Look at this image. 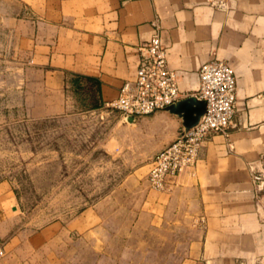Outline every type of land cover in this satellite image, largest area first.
I'll list each match as a JSON object with an SVG mask.
<instances>
[{
  "label": "crops",
  "instance_id": "0c3cea01",
  "mask_svg": "<svg viewBox=\"0 0 264 264\" xmlns=\"http://www.w3.org/2000/svg\"><path fill=\"white\" fill-rule=\"evenodd\" d=\"M157 28L183 98L204 62L234 67L229 132H213L195 168L155 190L137 159L167 146L183 120L167 109L141 116L119 128L134 156L107 178L115 185L40 225L0 179V264H264V183L254 179L264 175V0H0V130L21 108L33 119L107 117ZM75 74L100 107L77 97Z\"/></svg>",
  "mask_w": 264,
  "mask_h": 264
},
{
  "label": "rangeland",
  "instance_id": "374dc122",
  "mask_svg": "<svg viewBox=\"0 0 264 264\" xmlns=\"http://www.w3.org/2000/svg\"><path fill=\"white\" fill-rule=\"evenodd\" d=\"M4 75L12 76L8 71ZM76 95L80 99L81 94ZM129 123L121 120L116 109L99 119H33L21 108L7 116L0 130V179L11 182L21 208L36 224L61 219L92 202L95 192L109 190L115 184L107 178L133 160V147L125 143L119 129L133 126ZM115 126L114 137L119 139L113 151L107 140ZM154 153L144 152V159L137 160L148 163ZM79 192L85 199L77 198Z\"/></svg>",
  "mask_w": 264,
  "mask_h": 264
},
{
  "label": "built area",
  "instance_id": "2783aa9c",
  "mask_svg": "<svg viewBox=\"0 0 264 264\" xmlns=\"http://www.w3.org/2000/svg\"><path fill=\"white\" fill-rule=\"evenodd\" d=\"M140 58L135 78L126 81L119 95L108 103L118 110L125 120L135 119L166 110L183 99L175 71L169 66L167 48L158 31L138 46ZM206 103L205 113L189 129L183 126L167 146L154 154L149 161L148 180L155 190H170L179 177L195 168L205 140L213 132L227 134L233 124L237 102V77L234 67L223 59H211L199 70V85L194 94ZM263 173L254 175L258 183H264ZM204 224L203 217L200 218ZM4 254L0 246V255Z\"/></svg>",
  "mask_w": 264,
  "mask_h": 264
},
{
  "label": "water",
  "instance_id": "95a60500",
  "mask_svg": "<svg viewBox=\"0 0 264 264\" xmlns=\"http://www.w3.org/2000/svg\"><path fill=\"white\" fill-rule=\"evenodd\" d=\"M167 110L180 116L183 120V126L185 129H189L194 126L205 113L206 103L204 100H200L192 95L170 105ZM134 120V115L128 117V121L133 122Z\"/></svg>",
  "mask_w": 264,
  "mask_h": 264
},
{
  "label": "trees",
  "instance_id": "16d2710c",
  "mask_svg": "<svg viewBox=\"0 0 264 264\" xmlns=\"http://www.w3.org/2000/svg\"><path fill=\"white\" fill-rule=\"evenodd\" d=\"M81 78H83V77L80 76V75L75 74L73 76V78L71 79L73 84H74V87H75V93L76 94L77 93L81 94L80 99L83 102L85 107H88V108L100 107L102 104L98 103L97 101L87 102L89 97L91 96V99H93V96L92 95H88L87 92L84 91L83 87H81V85H80ZM87 79H90V78H87Z\"/></svg>",
  "mask_w": 264,
  "mask_h": 264
}]
</instances>
